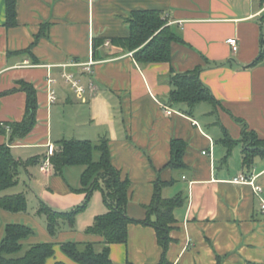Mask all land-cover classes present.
I'll use <instances>...</instances> for the list:
<instances>
[{"label": "crops", "instance_id": "0c3cea01", "mask_svg": "<svg viewBox=\"0 0 264 264\" xmlns=\"http://www.w3.org/2000/svg\"><path fill=\"white\" fill-rule=\"evenodd\" d=\"M141 10L163 12L183 40L184 44H171L170 62L138 65L132 52L111 48L110 39L129 35L127 15ZM263 16L264 0H16V25L7 27L5 0H0V128L23 120V85L35 89L37 103L36 123L27 136L11 141L8 130L0 134V145L10 148L14 160L37 159L18 175L17 185L23 179L29 187L26 211L0 209V240L7 224H22L33 230L22 241L27 246L101 242L102 237L85 232L106 212L97 191L75 216L73 228L61 224L58 238L47 232L38 207L42 201L53 210L68 211L84 200V194L75 191L81 187L82 166L65 167L60 175L51 167L41 168L56 143L79 139L98 144L106 138L113 166L131 183L128 217L145 219L157 177L174 180L162 189L163 198L184 197V204L173 211L165 255L169 263L264 264L259 199L250 185L233 182L241 176L253 180L264 200V157L255 156L251 166H243L241 141L242 125L264 139V63L245 68L259 54ZM94 38L109 43L97 48V58L92 56ZM229 38L237 40L236 52L226 43ZM198 66L203 67L201 82L220 106L198 104L188 116L184 106L167 103V77L170 71ZM63 74L72 75L83 87L81 97ZM50 90L55 93L53 102ZM165 108L172 113L167 115ZM65 115L73 117V131L80 135H67ZM224 132L236 141L229 152L221 144ZM171 139L186 143L182 172L165 167ZM98 157L94 152L93 159ZM17 185L0 192V197L19 193L9 191ZM29 201L35 202L31 213ZM109 248L113 264H158L162 256L155 230L140 224H130L126 242ZM56 262L77 264L58 246L45 264Z\"/></svg>", "mask_w": 264, "mask_h": 264}, {"label": "trees", "instance_id": "16d2710c", "mask_svg": "<svg viewBox=\"0 0 264 264\" xmlns=\"http://www.w3.org/2000/svg\"><path fill=\"white\" fill-rule=\"evenodd\" d=\"M16 0H5L6 26L16 25L15 20ZM129 29V35L124 38L110 39L111 48L124 52H132V57L138 65L150 63H168L171 61V44H184L168 25V18L161 11L141 10L132 11L124 19ZM264 21V16L262 17ZM105 39L94 38L92 41V56L97 58V48L105 43ZM264 63V32L261 33V46L258 56L245 68H252ZM222 65V64H221ZM203 67H195L192 70L175 73L170 71L167 80L170 92L167 103L175 106H184L185 114L192 115L194 108L201 103L209 104L212 109L219 107L210 90L199 78ZM26 93L25 116L21 122L2 125L0 134L8 130L11 141L27 136L33 129L37 109L36 91L32 86L23 85ZM240 124L242 121L237 120ZM6 126H8L6 128ZM241 133V141L244 142L242 152V164L251 166L255 156L264 157V139L249 131L245 125ZM170 158L166 168L171 171L182 172L185 170L182 157L186 149V143L179 139L170 140ZM221 144L228 152L236 144L226 132H224ZM98 152L97 160L93 159V153ZM37 159L32 158L26 162L16 161L11 155V150L6 145H0V192L14 187L18 183V175L30 165H34ZM49 162L53 172L60 175L65 167L82 166L84 170L80 175V188L75 190L84 194L81 204L68 211H56L40 201L38 213L46 218V230L54 237L61 231V224L66 223L68 228H73L75 216L82 212L94 191H100L102 201L106 208L104 214L94 218L93 223L86 229L88 235L100 236L103 240L95 242H62L59 244L63 255L77 264H113L109 258L111 244H122L127 240V227L130 224L149 226L155 230L157 241L162 250L161 260L158 264H171L166 260V251L171 241L169 232L171 224L175 222L173 211L184 204L181 194L174 198L166 199L161 195L162 189L171 185L174 180L164 182L160 178L153 183L152 199L145 207L146 217L143 220L132 219L126 213L128 203L130 180L122 178L111 160L109 140L103 138L98 144L89 140L62 139L56 143ZM0 209L18 213L25 212L27 201L23 193L0 197ZM33 235V230L22 224H7L0 240V264H45L47 259L54 255V243L42 242L29 245L23 240ZM55 264H64L56 262Z\"/></svg>", "mask_w": 264, "mask_h": 264}, {"label": "built area", "instance_id": "2783aa9c", "mask_svg": "<svg viewBox=\"0 0 264 264\" xmlns=\"http://www.w3.org/2000/svg\"><path fill=\"white\" fill-rule=\"evenodd\" d=\"M90 1H93V0H90ZM226 43L230 46L232 52H236L237 51L238 43H237V40L235 38L227 39ZM105 44L108 45L109 43H105ZM91 64H92V62H91ZM72 65H76V63L72 64ZM62 78L64 79V81L66 83H68L70 89L72 91H74L76 95H78L79 97H81L83 95V92H84L83 87L80 86L75 80H73L72 75L63 74ZM52 81H53L52 79H49L48 83H51ZM49 100L51 102H53L55 100V93H54L53 90L49 91ZM165 113L167 115H170L172 113V111L170 109H168V108H165ZM50 167H51V165H50V162H49V157H47L44 160L43 165H42L41 168H42V170H47ZM233 182L239 183V184H248V185H250L252 187L253 193L259 199L260 211L264 213V200L261 197V193H262L261 188L258 185H256L253 180L246 179L245 177H242V176L239 177L238 179H235Z\"/></svg>", "mask_w": 264, "mask_h": 264}, {"label": "rangeland", "instance_id": "374dc122", "mask_svg": "<svg viewBox=\"0 0 264 264\" xmlns=\"http://www.w3.org/2000/svg\"><path fill=\"white\" fill-rule=\"evenodd\" d=\"M201 105V107L202 108H211L210 107V105L209 104H207V103H201L200 104ZM203 117H205L204 115H203ZM202 117V118H203ZM73 117H71V116H66L65 115V117H64V120H63V122H62V124H63V126H64V128L66 129L65 131H66V133H67V135H69V136H72V135H70V134H73V133H75V134H77V136H78V132H75V131H73V128H72V119ZM80 135V134H79ZM77 138H80V137H77ZM97 154L95 153V156H96ZM23 179H21V180H19V185H17L16 186V188H14V189H11V190H9V191H13V192H15V193H17V192H19V193H23L24 195L26 194V192L27 193H29V187H28V185H24L23 184V181H22ZM98 193H100V191H97ZM101 194V193H100ZM102 198V197H101ZM35 205V202L33 201H29V204H28V213H31L30 211V208H32V206H34ZM36 214H37V211H36ZM39 214V213H38ZM41 218H45L44 216H41ZM1 224L2 223H0V230H1V228H2V226H1ZM63 231V230H62ZM62 231H59L57 234H56V236H54V238H58V235H59V233L60 232H62ZM3 232H4V227H3ZM68 242V241H67ZM59 244L60 243H55L54 242V247H57L58 246V250L60 251V248H59ZM24 246L25 247H27V245L26 244H24Z\"/></svg>", "mask_w": 264, "mask_h": 264}]
</instances>
